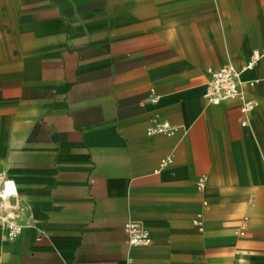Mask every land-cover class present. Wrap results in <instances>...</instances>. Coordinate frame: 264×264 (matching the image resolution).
<instances>
[{"label": "crops", "instance_id": "obj_1", "mask_svg": "<svg viewBox=\"0 0 264 264\" xmlns=\"http://www.w3.org/2000/svg\"><path fill=\"white\" fill-rule=\"evenodd\" d=\"M94 1L0 0V169L23 226L0 224V264H264V54L248 125L240 99L204 98L209 68L264 50V0Z\"/></svg>", "mask_w": 264, "mask_h": 264}, {"label": "built area", "instance_id": "obj_2", "mask_svg": "<svg viewBox=\"0 0 264 264\" xmlns=\"http://www.w3.org/2000/svg\"><path fill=\"white\" fill-rule=\"evenodd\" d=\"M264 54V50H254L251 58L242 68L233 64H226L219 69L209 68L210 79L207 83L204 98L208 103L220 104L230 99H240L241 112L246 117L242 125H248L250 113L258 107L256 99L248 98L243 89L242 74L252 69ZM254 85V81L249 82ZM176 130L174 125L169 122H162L151 132H160L172 134ZM171 161L166 158L162 161L165 165ZM206 178L199 180L198 186L201 188ZM19 195L16 181L10 178L0 169V224L5 228L6 237L9 240H15L23 231V226L17 222L16 205L13 200ZM124 230L128 237V242L132 246L148 245L151 242V236L148 228L139 220L130 219L124 225Z\"/></svg>", "mask_w": 264, "mask_h": 264}, {"label": "rangeland", "instance_id": "obj_3", "mask_svg": "<svg viewBox=\"0 0 264 264\" xmlns=\"http://www.w3.org/2000/svg\"><path fill=\"white\" fill-rule=\"evenodd\" d=\"M108 3H112V4H118L120 3V0H96L94 2H91L89 3L90 4H94L95 6H98V5H104V4H108Z\"/></svg>", "mask_w": 264, "mask_h": 264}]
</instances>
